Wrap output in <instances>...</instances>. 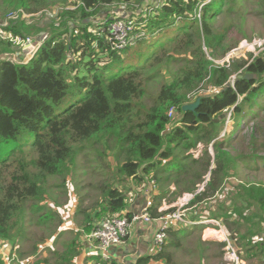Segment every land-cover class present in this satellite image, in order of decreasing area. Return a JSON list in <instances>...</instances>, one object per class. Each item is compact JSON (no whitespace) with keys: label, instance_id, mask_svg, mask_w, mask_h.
Listing matches in <instances>:
<instances>
[{"label":"trees","instance_id":"obj_1","mask_svg":"<svg viewBox=\"0 0 264 264\" xmlns=\"http://www.w3.org/2000/svg\"><path fill=\"white\" fill-rule=\"evenodd\" d=\"M8 1L13 8L24 9L29 15L42 9L34 0H28L27 5L25 0ZM132 1L79 0L74 11L64 10L41 31L47 38L28 63H16L8 58L0 61V241L22 236L27 210L33 214L46 212L45 221L40 224L49 219L60 222L45 205L46 182L49 177L67 175L83 143L115 137L119 142L118 155L123 157L115 174L102 182L101 199L85 213L74 239L59 250L49 248L47 257L38 255L32 264H73L83 248L80 237L89 236L104 219L127 210L125 193L119 186L133 181L137 188L143 189L154 181L147 177L156 179L160 173L167 172L160 170L164 161L178 164L176 172L184 170V193L193 195L185 209L201 207L202 203L214 199L234 171L235 158L215 144V168L204 181L211 163L207 150L199 159L188 155L180 159L177 151L182 143L184 150L196 149L198 145L207 147L218 137L213 121L228 112L238 125L242 115L249 113L244 108L256 98H264V51L250 62L241 60L228 67L214 63L236 47L228 45L224 32L216 31L211 22L212 13H217L222 0L205 2L199 13L202 0H164L151 8L154 17L148 15L136 21L135 26H140L149 38L123 49L114 47L109 26H99L95 34L88 31L90 25L85 20L92 16V11ZM82 22L88 26L84 27ZM71 25L74 26L71 28ZM5 30L19 38L30 34L29 26L21 20L10 22ZM106 35L111 41L104 43ZM162 42L184 49V54L192 57V63L171 84L163 85L147 108L141 102L143 72L151 60H158L153 46L158 47ZM12 47L0 38V53L10 54ZM143 47L146 51L140 52ZM97 51L100 55L107 52V56L93 62ZM74 54L78 55L72 59ZM85 57L90 60L84 61ZM80 67L84 74L78 71ZM246 75L252 78L238 79ZM232 76L235 80L231 87L226 84ZM200 84L220 90L203 96L195 112H182V106L198 98L190 102L186 96ZM172 109L181 116L177 125L168 131L172 123L168 113ZM158 179L164 182L168 177ZM199 185L202 188L198 192ZM165 198L161 192L153 201L148 211L151 220L173 211L157 212L158 201ZM234 199L221 214L205 208L210 210L213 219L222 223V229L241 258L264 264V185L241 183L235 187ZM125 216L131 219L132 215L125 212ZM173 230L169 228L167 234L173 238L170 245L175 248L179 238L178 231ZM220 247H224L221 242ZM34 250L35 254L38 249ZM97 259L99 262L100 258ZM159 260L169 264L170 254L159 250L156 255L139 258L134 264ZM102 262L116 264L111 260Z\"/></svg>","mask_w":264,"mask_h":264},{"label":"rangeland","instance_id":"obj_2","mask_svg":"<svg viewBox=\"0 0 264 264\" xmlns=\"http://www.w3.org/2000/svg\"><path fill=\"white\" fill-rule=\"evenodd\" d=\"M34 1L42 9L38 13L32 15L27 14L29 16H27L25 22L26 26H29L30 34L26 36L27 38H34L42 44L47 37L41 35L44 33L41 31L47 29L61 12L64 10L74 11L79 5V0H66L65 3H63V0ZM163 1L143 0L142 3L138 4L133 0L128 4L101 7L97 11H92V16L85 20L90 25L88 31L95 34L99 26L107 25L115 41H111V38L106 35L104 43H107L109 40L113 42L115 48L119 44L123 46L127 32H129L130 36H134L138 31L134 27L141 28L140 26H135L136 21L148 15L154 17L151 8H156ZM209 1L202 0V4L197 10V13ZM24 3L27 5L28 0H25ZM20 12L26 14L24 9L13 8L8 0H0V21H4L3 25L6 26L5 29L11 21L17 18ZM212 15L211 22L214 24L213 27L215 30L221 33L224 32L228 45H236L224 57L216 60L214 62L216 65L228 67L231 63L241 60L250 62L254 57L264 51V0H222L217 13H212ZM81 24L84 27L88 26L84 25L86 23L83 22ZM73 26L71 25V28ZM134 30L136 31L134 32ZM148 38L149 35L145 32L144 40ZM128 43L132 46L137 41L131 39ZM155 45L153 46V50H155L154 56L158 60H151L150 65L143 72L144 81L141 102L147 108L157 98L160 88L163 85L171 84L183 71L185 73L190 69L192 63V57L185 55L184 49L175 47L174 43L162 42L158 47H155ZM93 46H96V42H94ZM161 47L163 49L160 50ZM13 49L14 51L12 53L0 56V61L8 58L13 62L22 63L26 59V56L21 54L20 49L15 47ZM146 49V47H143L139 51L145 52ZM95 54L96 57L92 59L93 62H99L101 60L100 58L107 56V52L104 55H100L97 51ZM75 58L73 57L72 59ZM89 60L87 57L84 59V61ZM29 61L27 60V63ZM78 71L82 73L83 68L80 67ZM240 73L242 72H238V74ZM234 80L235 76H232L226 85L232 87ZM219 90L200 84L196 90L187 94L186 97L188 101L192 102L196 97L213 95L219 92ZM253 102L252 105L244 108V110L248 109L249 113L248 115H242L238 120V125L228 112H225L218 120L213 121L212 126L215 131H218V137L214 139L213 143L211 142L212 144L209 143L205 148L203 145H198L196 149L184 150V143H182L177 151L180 159L183 155H188L192 159H199L203 151L205 149L207 150L211 157V163L207 175L203 178L204 181L210 178V172L215 168V144L220 145L224 152L235 158L236 164L234 171L231 173L230 178L224 181L216 197L201 204V206L209 207L212 212H217V214L223 213L230 206L231 202L235 201V187L237 185L241 183L264 185V98H256ZM180 116L178 113H173L170 118L172 120L171 127H168V131L175 124L177 125ZM118 146L119 142L115 137L98 138L83 143L67 175L64 178L59 176L49 177L46 182L48 195L45 205L52 209V212L59 217L60 222L49 219L46 220L45 224H40L39 222L45 221L43 216L46 212L41 211L33 214L27 210L26 215L28 218L22 236L17 240L0 241V264H32L36 261L38 255L47 257L49 255L47 250L50 247L59 250L63 244L74 239L77 232L75 226L79 230L85 213L90 212L91 208L101 199L99 188L102 186V182L111 178L115 174L117 167L123 161V157L118 155ZM117 155L118 157H116ZM186 164L189 165V161ZM168 175V172L159 174L160 178L168 177L164 182H160L159 177L149 179L154 180L158 184L159 187L157 188L159 191L157 195L162 192L166 196L165 200L171 201L167 206H163V211L168 209L170 211H177L178 209L184 210L185 218H193L194 220L190 221L197 222L201 216V207L196 206L185 209L192 199V194L181 192L184 191L186 186L184 184V170L176 172L175 176ZM170 182L176 187L173 191L169 188L173 185ZM132 184L135 186L134 182ZM115 185L118 186V184ZM201 187L202 185H199V188ZM140 191L141 189L137 191V194H140ZM126 193L128 194L129 191L126 190ZM158 202L162 204V201ZM172 202L174 203L170 206ZM181 206L183 207L180 208ZM203 214L206 215L207 212ZM219 219L224 220V217H219ZM189 225L188 222L185 225L176 222L175 225L171 226L177 231L181 230L182 234L180 235L181 237H178L179 239L175 248L170 245L173 239L171 238L160 249L170 254L169 264H224V252L223 248L220 247V241L216 238L212 239L207 237L205 228L201 232L196 228L192 229L194 227ZM220 225L222 226V223ZM205 226L206 224H202L198 227L203 228ZM186 227L188 228L186 229ZM63 228L67 229L62 231L61 229ZM217 231L223 232L222 229ZM242 231L243 228L240 229V232ZM202 233H205V236ZM202 241H207L208 243L214 241L218 244V248L215 245H211L204 253ZM15 248H17L15 251L16 259L11 262L10 255ZM35 248L38 251L34 254ZM198 250L201 251L203 258L200 257ZM150 264L165 263L161 260L151 261Z\"/></svg>","mask_w":264,"mask_h":264},{"label":"built area","instance_id":"obj_3","mask_svg":"<svg viewBox=\"0 0 264 264\" xmlns=\"http://www.w3.org/2000/svg\"><path fill=\"white\" fill-rule=\"evenodd\" d=\"M27 16L29 15L25 14L24 12H20L17 18L13 21H17V20L25 21L27 19ZM3 24L4 21H0V38L8 41L13 47L20 49L21 52L22 50H24L23 49L24 47L26 46L30 47L31 50L28 54L31 56V58L29 59L31 60L35 56L39 48L41 47L42 43L38 40H35L34 38H27V37L19 38L17 36H13L11 33L5 30L6 26H4ZM134 29L138 31L134 34V36H130L129 32H127V34L125 35L123 46L119 44V46L117 47L118 49H123L127 46H131V44L128 43V41L131 39L135 41H140L144 39L145 37L144 30L137 27H134ZM122 33H124V31H122ZM73 57L75 58L76 54H74ZM173 113H174L173 109L169 111L168 113L169 118L172 117ZM148 185L152 188V191H150L149 189L147 190L146 192L147 198L145 199V203L140 214H136V215L132 214L131 219H128L125 216L124 212L113 215L101 221L95 227V230L88 236L90 241L95 246L96 253L98 257L101 258V261L113 260V256L110 254L111 247L115 245H120L127 239L129 235L130 226L133 222L141 219L145 220L146 222L147 221L149 222L150 218L148 215V211L153 206L152 197L157 190V185L154 181H150ZM201 188L198 189V192L201 190ZM191 197H193V195ZM182 207L183 206H181L180 208ZM159 221L161 222L162 226L153 234V244L157 248H161L168 239L167 230L169 229L168 226L169 222L174 221L184 225L187 222L184 215V210H180V209L168 213L163 218H159ZM204 223H206L205 228H208L209 226L210 227L215 226L218 227L219 230L222 229L219 221L213 218L209 220H200L197 222H193L190 223V225L192 227H198ZM220 242L224 244L223 247L224 264H246V262L239 257L232 242L228 240L227 237H225V234ZM16 250L17 248H15V250H13L12 254L10 255L11 262H13L14 259H16V253H15Z\"/></svg>","mask_w":264,"mask_h":264},{"label":"crops","instance_id":"obj_4","mask_svg":"<svg viewBox=\"0 0 264 264\" xmlns=\"http://www.w3.org/2000/svg\"><path fill=\"white\" fill-rule=\"evenodd\" d=\"M12 52H13V49H12ZM4 54H7V53H0V56H4ZM21 54H22V52H21ZM77 55L78 54H76V56ZM170 162L171 161H169V160L164 161L162 163V165L160 166V170H164V171L166 170L169 173V176H175L176 171L178 170V169H176L178 164L175 163V164L171 165ZM182 170L183 169L181 168V171ZM150 178H152V177H150ZM150 178L147 177L148 180ZM132 183H133V181L125 182L124 184H122V186H124V187L122 188V186H119V189L125 193L126 203H127V210L125 212H130L131 215L132 214L136 215V214H140V212L144 206L145 199L147 198V195H146L147 190L149 189L150 191H152V188L150 186L146 185L143 189H141L140 194H137V191L139 190V188L134 186V184H132ZM171 184H173V183H171ZM156 185H157V187H159L157 183H156ZM128 186H130V187L127 188ZM169 188L172 191L176 189L174 184L171 185ZM126 190L129 191L128 194L126 193ZM158 191L159 190L157 188L156 192L154 193V195L152 197V202L155 200V198H157L160 195V194L157 195ZM181 192L184 193V191H181ZM161 201H162V204L159 202L160 205L157 207L158 213L163 212V209H162L163 206L164 205L167 206V204H168L165 201V199H162ZM173 203L174 202H172L170 204V206ZM201 210H202L201 216H200V219L198 221L209 220L212 218L210 216L209 210H207L205 208V206H201ZM204 212H207V214L204 215L203 214ZM186 220L190 224V223H193L190 220H194V219L193 218H187ZM175 224H176V222H174V221L169 222L168 226H169V228H173L171 226H173ZM161 226H162V224L159 221V219L158 220H150L149 219V222L148 221L146 222L145 220L141 219V220H137V221L133 222L130 226L129 235H128L127 239L122 244L115 245V246L111 247L110 254L113 256V260H111V261H115L116 264H134V262L139 258H145V257H150V256L156 255L158 253V250H160V248L155 247V245L153 244V234ZM189 226H191V225H189ZM187 228L188 227H186V229ZM195 228L197 230H200L201 232H203L205 227H203V228L194 227L192 229H195ZM66 229L67 228H63L61 230L63 231ZM173 229H174L173 231H177L175 228H173ZM181 229H183L185 231V229L183 227H181ZM207 229L216 230V231L219 230L218 227H215V226H212V227L209 226ZM75 230L78 231L76 226H75ZM223 232H224V230H223ZM205 233H206V230H205ZM205 233H202V234L205 236ZM181 234H182L181 230L177 232L178 237ZM224 234H225V232H224ZM225 237H227L226 234H225ZM171 238H169V236H168V239H171ZM79 241L81 242L83 248H82L80 255L73 260V264H104V262L101 261V258H100V261L98 262V259H97L98 255L96 253L95 246L93 245V243L88 238V235L83 234L80 237ZM202 242H203L202 246L205 247V248L204 247L202 248L204 250V253L207 249L210 248L211 245H215L218 248V244L214 241L211 243H208L207 241H202ZM165 244H166V242H165ZM50 248H53V247H50ZM234 248H235V246H234ZM245 250H246V247L242 249V251H245ZM198 253H199V255L202 254L201 251H199V250H198ZM243 260L246 262V264H260L256 259L245 258ZM203 261H204V259H203ZM150 262L148 264H150ZM164 263H165V261H164Z\"/></svg>","mask_w":264,"mask_h":264},{"label":"water","instance_id":"obj_5","mask_svg":"<svg viewBox=\"0 0 264 264\" xmlns=\"http://www.w3.org/2000/svg\"><path fill=\"white\" fill-rule=\"evenodd\" d=\"M23 49L24 50H22V54L26 55V59L22 62V64H26L27 60H29L31 58V56L28 54L30 52L31 48L26 46ZM4 59H7V58H4ZM241 78L249 80V79L252 78V76L251 75H246L244 77L238 76V79H241ZM201 99H202V96L198 97L193 103L185 104L184 106H182V108H181L182 112H184V113H186V112H190V113L195 112V110L198 108V106L200 104Z\"/></svg>","mask_w":264,"mask_h":264},{"label":"bare ground","instance_id":"obj_6","mask_svg":"<svg viewBox=\"0 0 264 264\" xmlns=\"http://www.w3.org/2000/svg\"><path fill=\"white\" fill-rule=\"evenodd\" d=\"M204 224H206V223H204ZM205 230L207 232V237L212 238V239L216 238L219 241H221L220 239H222V237H223V232L222 231H216V230L211 231V229H207V228H205Z\"/></svg>","mask_w":264,"mask_h":264}]
</instances>
